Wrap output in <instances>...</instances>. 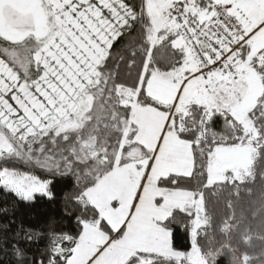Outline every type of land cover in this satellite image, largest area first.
I'll use <instances>...</instances> for the list:
<instances>
[{
	"label": "snow or ice",
	"instance_id": "6c2138e0",
	"mask_svg": "<svg viewBox=\"0 0 264 264\" xmlns=\"http://www.w3.org/2000/svg\"><path fill=\"white\" fill-rule=\"evenodd\" d=\"M0 264H264V0H0Z\"/></svg>",
	"mask_w": 264,
	"mask_h": 264
}]
</instances>
